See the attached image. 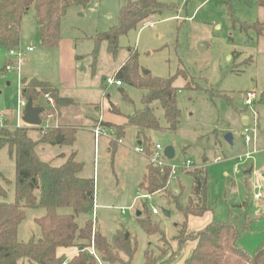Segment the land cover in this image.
<instances>
[{"label": "rangeland", "instance_id": "rangeland-1", "mask_svg": "<svg viewBox=\"0 0 264 264\" xmlns=\"http://www.w3.org/2000/svg\"><path fill=\"white\" fill-rule=\"evenodd\" d=\"M126 1L91 0L86 7L72 5L66 10L60 23L61 40L63 46L72 41L78 58L74 86H66L61 89L63 96L59 94L72 99L62 103L58 112L42 113L39 127L73 125L76 131L71 143L39 144L36 152L41 160L48 162L54 158L55 165L61 161V154L75 153L81 164L80 174L93 179L95 186L93 210L75 215L77 225L81 227L90 218L94 229L108 239L116 237L118 231L124 238L128 234L129 243L136 247L131 264H144L146 249L154 259L176 244L172 238L184 220L176 203L168 201L163 192L146 193L140 188L147 157L145 152L134 150L135 146L143 148L138 143L143 137L136 136L137 128L125 126L123 143L110 140V152L106 137L95 143L90 130L103 122L99 113L120 121L143 106L142 89L123 81L120 86L105 83L107 77L116 78L115 71L126 60L127 48L133 47L138 53L140 73L173 77L177 88V130L167 129L163 110L155 101L151 105L160 128L144 130V136L149 139L151 152L155 144L162 149L171 145L175 152L172 163L180 165L187 159L192 162L187 169H177L168 184L172 192L178 189L175 193L179 204H185L191 195L194 180L190 171H205V199L210 210L200 217H189L186 227L196 230L212 220L237 221L246 212L250 222H246L236 244L252 254L264 243V32L243 30L241 24L264 22V7L254 0H156L162 6L160 12L120 35L118 50L112 55L107 41L98 38L117 27L120 8ZM146 23H153V27L145 26ZM16 51L21 54L19 59L8 56L0 47V127L10 129L25 125L21 120L23 107L19 105L23 100L19 89L22 78L33 76L59 86V52L55 47L40 44L33 7L22 17ZM7 60L13 62L8 71L4 69ZM180 69L185 71L184 76L178 73ZM249 91L254 98L251 105H246L245 94ZM52 102L41 93L34 105L53 108V98ZM94 105L99 108L95 110ZM110 105L118 112L107 111ZM254 119L257 128L249 132L253 139L246 144L244 128L251 127ZM226 132L232 133L237 150L225 141ZM29 135L36 139L40 132L32 129ZM248 168L252 169L251 174L245 175ZM258 180L262 197L255 198L254 184ZM14 181L13 157L6 146L0 147V186L6 191L4 196L0 195V201L15 200ZM143 194H150L151 199L142 198ZM151 206L158 214H151ZM24 211L18 239L35 240L40 236L35 219L45 210L36 207ZM58 212L71 214L72 210L60 208ZM147 213L164 235L143 231L139 219ZM191 243L185 242L182 252Z\"/></svg>", "mask_w": 264, "mask_h": 264}, {"label": "trees", "instance_id": "trees-1", "mask_svg": "<svg viewBox=\"0 0 264 264\" xmlns=\"http://www.w3.org/2000/svg\"><path fill=\"white\" fill-rule=\"evenodd\" d=\"M90 1L0 0V47L7 52L18 49L21 20L30 7L34 8L40 44L44 47H57L61 38L60 23L66 10L72 5L86 7ZM254 1L258 6L264 7V0ZM161 7L156 0L126 1L120 8L117 27L103 33L98 39L106 40L108 52L115 55L118 37L144 22L151 14L160 12ZM241 28H253L262 33L264 22L251 25L242 23ZM178 73L185 75V71L181 69ZM114 76L144 91L141 98L143 106L133 115H126V123L116 126V130L120 137L125 126L137 128L136 136L143 137L139 144L148 156L151 153L150 143L144 136V130L160 128L151 103L157 101L161 106L167 129L172 132L177 130L180 110L176 103L177 88L173 85V77L163 78L140 73L138 53L133 47L127 48L126 60L116 69ZM20 93L25 101L31 99L33 104L41 93L53 98L55 106L44 107L43 113L48 110L58 112L62 103L70 102V98L60 96L57 86L34 77L20 80ZM110 109L118 112L113 105H110ZM32 129L40 132L39 138L34 140L29 135V130ZM75 131V128L64 125H21L13 129L4 125L0 127V147L8 148L15 165V200L0 201V264H131L136 247L129 243L128 238L123 237L121 231L113 239H108L94 229L90 218L81 227L77 225L75 215L89 214L93 210L95 186L93 179L78 175L81 164L75 159V153H70L61 165L54 166L41 160L36 152L39 144H55V137L58 135L63 136L62 142L71 143ZM190 173L194 180L193 196H189L185 204H179L178 195L169 188L172 174L167 167L160 169L148 162L140 183V188L146 193L163 192L168 201L174 200L184 217L172 238L177 241L178 247L187 241L193 242L191 253L183 264H264V243L252 254L236 244L241 231L246 228V222H250L246 212L237 221L212 220L197 230L186 227L189 217H200L210 210L205 199V171L199 168ZM5 194V189L0 186V195ZM36 207L45 210L41 217L35 219L40 236L35 240L21 241L17 231L25 216L24 209ZM60 208H69L72 213H59ZM139 223L148 235H164L159 225L151 221L148 213L145 217H140ZM71 246L82 247V250L67 261L63 256L57 255L58 248ZM90 246L97 258L88 250ZM164 254L162 252L153 259L146 249L145 264H154V260L160 261L158 264H164Z\"/></svg>", "mask_w": 264, "mask_h": 264}, {"label": "crops", "instance_id": "crops-1", "mask_svg": "<svg viewBox=\"0 0 264 264\" xmlns=\"http://www.w3.org/2000/svg\"><path fill=\"white\" fill-rule=\"evenodd\" d=\"M34 17H35V13H34ZM35 21H36V18H35ZM20 33H21V25H20ZM61 36V35H60ZM67 43L68 42H66V46H63V40H61V38H60V42H59V45L57 46V47H55V48H57L58 49V52H59V56H58V58H59V63H60V70H59V86H57L58 87V89H59V93L60 94H62V92H61V89L63 90V88H65L66 86H74V84H75V77H76V75H75V68H76V60H77V58H78V56L75 54V51H74V48H72V41H69V43H68V45H67ZM19 47V46H18ZM28 50V49H27ZM28 51H31V50H28ZM7 52V51H6ZM8 54V53H7ZM9 56V55H8ZM8 62H10V66H11V68L10 69H12V61L11 60H7V62H6V64H5V66L8 64ZM17 64H18V68H19V65H20V61L18 60V62H17ZM5 66H4V69L6 70V71H8V70H10V69H6L5 68ZM118 68V67H117ZM33 76H31V77H24V78H32ZM35 78V77H34ZM37 79V78H36ZM56 86V85H55ZM19 89H20V87H19ZM62 96H63V94H62ZM64 97H67V96H64ZM67 98H70V97H67ZM70 99H72V98H70ZM24 108V107H23ZM99 108V106L98 105H94V109L96 110V109H98ZM107 111H109V112H112V110L110 109V107H108L107 108ZM23 112V111H22ZM113 113V112H112ZM97 115H95V117H96ZM98 116H100L101 117V119H102V123L105 125V126H108V127H111V128H113L114 129V131H115V136H113V137H107V136H102V137H106V141H107V143H108V146H107V149H108V151L110 152V150H111V148L113 147V143H111V145H110V140H112V142L114 141V142H117V140H116V138H120L121 139V144L123 143L122 141H123V134L125 133L124 131V133H122V135L120 136V137H118L117 136V130H116V126H121V125H124L125 123H126V118H124V119H122V120H120V121H117L116 119H114V118H111V117H105V116H101V114L99 113V115ZM110 116H112V117H114L113 115H110ZM255 120V119H254ZM244 123L245 124H247V121L246 120H244ZM26 125V124H25ZM60 125H63V124H60ZM21 126V125H20ZM67 126H69V127H73V128H75L73 125H67ZM93 127V126H92ZM91 127V128H92ZM245 127H248L247 125H245ZM251 127H254V121H253V125L251 126ZM255 131H256V128H257V124H256V122H255ZM125 129V128H124ZM91 130V129H90ZM117 136V137H116ZM39 138V137H38ZM101 138V137H100ZM99 138V139H100ZM104 138H102V139H104ZM37 139V138H36ZM99 139H98V141H99ZM35 140V139H34ZM97 141V142H98ZM95 142V141H94ZM118 143V142H117ZM139 143V142H138ZM45 145H51V144H45ZM256 151V150H255ZM254 152V151H253ZM68 155H64V154H61L60 155V157H59V159L61 160L58 164H54L53 162H55V159L53 158V159H50V161H48V162H50L52 165H54V166H59V165H61L64 161H65V159H66V157H67ZM147 157V156H146ZM147 163H148V159H147ZM147 165V164H146ZM249 170H251L252 171V169L251 168H248ZM247 169V170H248ZM146 172V171H145ZM81 173V171L79 172V176H81V177H85V176H83V175H81L80 174ZM145 173H143V175H144ZM250 174H251V172H250ZM249 174V175H250ZM143 175H142V177L141 178H143ZM177 190L178 189H175V192H177ZM190 192H191V195L190 196H193V194H192V186H191V188H190ZM95 193V192H94ZM95 197V196H94ZM189 197V196H188ZM188 197H187V200H188ZM123 212V211H122ZM203 226H205V225H203ZM202 225L200 226V228L201 227H203ZM96 229V228H95ZM193 230V229H192ZM197 230V229H196ZM183 245H184V243L182 244V246L181 247H178V244L176 243V244H172L171 246H170V249H168L167 251H165V254H164V257H163V260H164V264H183L184 263V260L186 259V257L191 253V250H192V247H193V242L191 243V244H188V245H185V248H184V250H183V252H182V247H183ZM88 250L90 251V253H91V246L88 248ZM78 251H79V247L77 248L76 246H71V247H66V248H64V247H61V248H58L57 249V255L58 256H63L64 257V260L65 261H67V260H69V259H71L73 256H75V255H77V253H78ZM95 252V251H94ZM94 256H96V258H97V255L95 254ZM100 264H108V263H100ZM144 264H145V260H144Z\"/></svg>", "mask_w": 264, "mask_h": 264}, {"label": "built area", "instance_id": "built-area-1", "mask_svg": "<svg viewBox=\"0 0 264 264\" xmlns=\"http://www.w3.org/2000/svg\"><path fill=\"white\" fill-rule=\"evenodd\" d=\"M145 26H149V27H153V23H146L144 24ZM28 50H31L30 47L27 48ZM8 55L10 57H16L19 59V57L21 56V54L19 52L16 51V49H13V50H9L8 52ZM6 69H10L11 66H10V62L5 66ZM105 83L108 84V85H116V86H120L122 84V81H120L119 79L117 78H113V77H107L105 78ZM49 101L50 103L52 104V98L49 97ZM253 98H254V93L253 92H247L245 94V104L246 105H251L252 102H253ZM25 100H21L19 102V105L21 107H24L25 105ZM2 118L0 116V122H1ZM45 127H48V126H45ZM254 127H255V120H254ZM254 127H245L244 128V132H245V135H244V142L246 144L250 143L253 139L252 135L249 134V132H255V128ZM92 133H93V136H94V141L95 143H97L98 139L102 136H107V137H113L115 136V131L113 128L111 127H108V126H105L102 122H99L97 124H95L92 129H91ZM117 142L118 143H121V139L120 138H116ZM134 150L136 152H144L143 151V148L142 147H139V146H135ZM247 156H249V154L247 153ZM147 159H148V162L157 167V168H160V169H163L165 167L169 168L170 171H171V174H175L177 169H187L191 166L192 162L190 160H185L184 162H182L180 165H177V164H174L172 163V160H167V158L164 156L163 154V149L162 147L159 145V144H155L154 147H153V150L151 152V154H149L147 156ZM254 189L256 190L255 194H254V197L255 198H260L262 197V192H261V183L260 181L258 180L255 184H254ZM142 198H145L147 200H150L151 199V196L150 194H143L141 195ZM151 212L152 214H158V210L154 207V206H151ZM91 253L93 255H95V252H94V249L93 247L91 246ZM65 263V262H64Z\"/></svg>", "mask_w": 264, "mask_h": 264}, {"label": "water", "instance_id": "water-1", "mask_svg": "<svg viewBox=\"0 0 264 264\" xmlns=\"http://www.w3.org/2000/svg\"><path fill=\"white\" fill-rule=\"evenodd\" d=\"M143 74H148V71H144ZM44 108L38 105H34L31 99L26 100L21 120L28 126H39L42 122L41 114L43 113ZM225 141L232 146L233 150H237L236 146H233V135L231 132H226L224 134ZM63 141V136L58 135L55 137V142L60 143ZM163 154L167 158V160H172L174 158L175 152L174 148L171 145L165 146L163 148ZM251 170H245L244 174L249 175ZM163 213L168 216L169 212L167 210H163ZM140 213L137 212V215ZM128 234L125 235L127 238ZM82 250V247L79 248Z\"/></svg>", "mask_w": 264, "mask_h": 264}]
</instances>
